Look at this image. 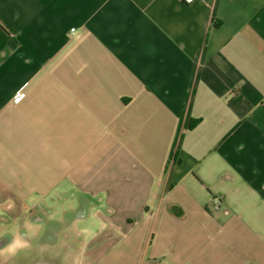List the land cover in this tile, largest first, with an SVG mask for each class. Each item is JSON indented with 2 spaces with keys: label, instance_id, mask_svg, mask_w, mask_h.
<instances>
[{
  "label": "crops",
  "instance_id": "1",
  "mask_svg": "<svg viewBox=\"0 0 264 264\" xmlns=\"http://www.w3.org/2000/svg\"><path fill=\"white\" fill-rule=\"evenodd\" d=\"M0 201L72 264H264V0H0Z\"/></svg>",
  "mask_w": 264,
  "mask_h": 264
},
{
  "label": "rangeland",
  "instance_id": "2",
  "mask_svg": "<svg viewBox=\"0 0 264 264\" xmlns=\"http://www.w3.org/2000/svg\"><path fill=\"white\" fill-rule=\"evenodd\" d=\"M4 205L9 201H0ZM10 210L0 207V248H2L11 237L10 233ZM54 218L48 227H56L58 224ZM59 226V224H58ZM47 227V228H46ZM62 236V233L51 235L46 230L38 231L34 237H31L29 249L23 250L17 256L4 260L0 257V264H72V257L70 255L71 249L60 246V241L57 239ZM57 238V239H56ZM57 244L56 247L51 246Z\"/></svg>",
  "mask_w": 264,
  "mask_h": 264
},
{
  "label": "clouds",
  "instance_id": "3",
  "mask_svg": "<svg viewBox=\"0 0 264 264\" xmlns=\"http://www.w3.org/2000/svg\"><path fill=\"white\" fill-rule=\"evenodd\" d=\"M24 227V233L17 230L13 233L12 238L2 248H0V257H3L5 261L17 256L23 250L31 247L29 241L31 237L35 236L36 229L30 220L25 221Z\"/></svg>",
  "mask_w": 264,
  "mask_h": 264
},
{
  "label": "built area",
  "instance_id": "4",
  "mask_svg": "<svg viewBox=\"0 0 264 264\" xmlns=\"http://www.w3.org/2000/svg\"><path fill=\"white\" fill-rule=\"evenodd\" d=\"M183 1H186V2H192V1H194V0H183ZM20 95H21V94H20ZM20 95H19V96H20ZM19 96H18V97H19Z\"/></svg>",
  "mask_w": 264,
  "mask_h": 264
}]
</instances>
